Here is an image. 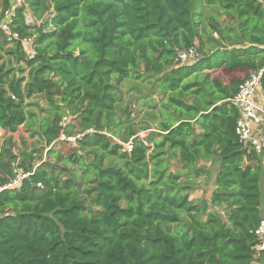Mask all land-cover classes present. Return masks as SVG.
Returning <instances> with one entry per match:
<instances>
[{"label": "trees", "instance_id": "trees-1", "mask_svg": "<svg viewBox=\"0 0 264 264\" xmlns=\"http://www.w3.org/2000/svg\"><path fill=\"white\" fill-rule=\"evenodd\" d=\"M23 1L39 24L18 9L19 39L0 32V264H264L261 156L229 102L264 62V0ZM146 79L162 114L142 140L121 85ZM20 129L33 141L16 148ZM201 163H216L209 200L190 199Z\"/></svg>", "mask_w": 264, "mask_h": 264}, {"label": "built area", "instance_id": "built-area-1", "mask_svg": "<svg viewBox=\"0 0 264 264\" xmlns=\"http://www.w3.org/2000/svg\"><path fill=\"white\" fill-rule=\"evenodd\" d=\"M22 9L25 22L28 25L34 26L39 24L35 21L28 10V6L23 0H13L10 8L0 16V32H2L9 41L18 40L19 37L15 32H12L9 27L10 19L16 10ZM23 42H31L25 40ZM196 52L194 47L177 52L175 62L178 64H188L195 60ZM264 90V62L263 64L250 72L248 78L239 86L235 96L229 102L237 109L238 119L236 122V134L239 143L247 150L253 151L259 156L264 155V108L257 105L255 95L257 91ZM67 121L63 119V125ZM1 131V130H0ZM87 133V132H85ZM80 136L69 137L61 136L60 140L74 142ZM127 151H130V142L124 145ZM27 175L23 174L21 170H17L15 180L2 188L9 189L18 187L22 178ZM255 235L260 240L257 247V252L260 254L264 263V218L261 220ZM257 264V263H253Z\"/></svg>", "mask_w": 264, "mask_h": 264}, {"label": "rangeland", "instance_id": "rangeland-1", "mask_svg": "<svg viewBox=\"0 0 264 264\" xmlns=\"http://www.w3.org/2000/svg\"><path fill=\"white\" fill-rule=\"evenodd\" d=\"M198 11L202 13L200 16V19L202 21V26L205 27L207 30L210 29L209 22L210 18H216V13L212 10H209L208 8L201 6ZM220 23H226V20L224 16L217 18ZM213 38H217V35L214 33L212 34ZM207 36L204 38L206 39ZM24 49L26 50V53L28 55L32 54L31 49V42H23ZM198 45L195 43V52L196 56L201 53L197 51ZM2 62H5L6 66L8 65L7 56L4 55ZM13 66V65H12ZM222 79L226 80L225 77H222ZM121 91L123 92V97L126 98V101H128L131 105L134 104V106L131 107V110L133 111L132 116L135 119H138V129L139 133L137 136L145 140L148 134L151 132H154V128H156V118L161 117V109L160 104L162 98L159 95V92L154 85V80H139V81H125L121 85ZM34 101L38 102L39 107H44L45 102L40 99H34ZM152 106H155L154 108ZM34 108V107H32ZM137 108L140 110L139 113H137ZM35 109V108H34ZM150 112L151 118L149 119L146 117L147 113ZM146 114V115H145ZM145 119V121H144ZM141 126V127H140ZM148 128L147 130H142L141 128ZM7 137V134H5L3 131H0V145L3 142V139ZM12 141L16 144V148H19L22 145V140H26L27 144H30L33 140L28 137V133H25L23 129H20L18 132L11 135ZM35 139V138H34ZM59 149V144L54 145V150ZM44 157L46 156V151L43 153ZM199 166L204 167L206 170H209L210 177H207V180H205L204 176H200L194 181V191L190 194V199H198V198H205L209 200L211 192L213 190L211 184L213 180V176L216 172V163H213L211 166L207 163H201ZM176 170L181 171V168L178 167L174 161H170V172H176ZM181 177H184L181 175ZM202 193V194H201Z\"/></svg>", "mask_w": 264, "mask_h": 264}, {"label": "crops", "instance_id": "crops-1", "mask_svg": "<svg viewBox=\"0 0 264 264\" xmlns=\"http://www.w3.org/2000/svg\"><path fill=\"white\" fill-rule=\"evenodd\" d=\"M23 47H24V45H23ZM255 101H256L258 106H260L261 108H264V90L257 91V93L255 95ZM259 162L263 167V176L261 179L260 188H261V196H262L261 211L264 213V156L260 157Z\"/></svg>", "mask_w": 264, "mask_h": 264}]
</instances>
